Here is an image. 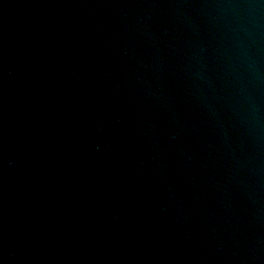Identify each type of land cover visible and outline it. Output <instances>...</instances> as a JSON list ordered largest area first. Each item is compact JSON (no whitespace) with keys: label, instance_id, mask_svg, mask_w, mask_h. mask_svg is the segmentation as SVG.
Segmentation results:
<instances>
[{"label":"water","instance_id":"obj_1","mask_svg":"<svg viewBox=\"0 0 264 264\" xmlns=\"http://www.w3.org/2000/svg\"><path fill=\"white\" fill-rule=\"evenodd\" d=\"M0 264H264V0H0Z\"/></svg>","mask_w":264,"mask_h":264}]
</instances>
